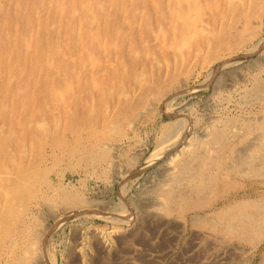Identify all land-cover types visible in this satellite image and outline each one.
<instances>
[{
  "label": "rangeland",
  "instance_id": "rangeland-1",
  "mask_svg": "<svg viewBox=\"0 0 264 264\" xmlns=\"http://www.w3.org/2000/svg\"><path fill=\"white\" fill-rule=\"evenodd\" d=\"M260 129L264 0H0V264H264Z\"/></svg>",
  "mask_w": 264,
  "mask_h": 264
},
{
  "label": "bare ground",
  "instance_id": "bare-ground-1",
  "mask_svg": "<svg viewBox=\"0 0 264 264\" xmlns=\"http://www.w3.org/2000/svg\"><path fill=\"white\" fill-rule=\"evenodd\" d=\"M121 23V22H120ZM130 36V35H129ZM138 39V38H137ZM150 43V42H149ZM257 46V45H256ZM130 53V52H129ZM166 59V58H165ZM184 59V58H183ZM229 64V63H228ZM226 65V64H225ZM180 72V71H179ZM256 75V74H255ZM148 76V75H147ZM125 77V76H124ZM236 77V76H235ZM227 79V78H226ZM231 80V79H230ZM221 81V80H220ZM227 81V80H226ZM230 82V81H229ZM215 85V84H214ZM133 86V85H132ZM223 86V85H222ZM78 87V86H77ZM141 89V88H139ZM216 89V88H215ZM62 99V98H61ZM139 99V98H138ZM252 100V99H251ZM117 102V101H116ZM122 105V104H121ZM136 105V104H135ZM123 107V106H122ZM169 108V107H168ZM185 108V107H183ZM92 109V108H91ZM171 111V110H170ZM80 112V111H79ZM163 112V111H162ZM105 113V112H104ZM36 114V113H35ZM67 116V115H66ZM106 116V115H105ZM213 120V119H212ZM211 120V121H212ZM181 122V121H180ZM168 122H165L164 124H166ZM262 123V122H261ZM183 125V123H180ZM177 125V121L176 123L175 122H169V124H166V128L168 127H171L172 130V133L171 135L173 134H176L177 136H174V137H178L179 139V136H182L183 134V131H182V126H176ZM164 128V127H163ZM263 129V128H262ZM260 129V133L258 132V135L257 137H255V142H254V146L257 147V150L256 152L254 153H250V150L252 149V147L254 146H247L246 148H244L243 150H240V151H237L234 156H233V160L234 162L236 163V165L239 167V173L241 175H244L245 173H248L250 171H253L254 173L256 174H262L264 172V156L262 153H264V132L263 130ZM166 130V129H165ZM167 131H170V130H167ZM41 133V132H40ZM191 134V133H190ZM212 136L214 134H211ZM163 136V135H162ZM173 136H171L170 138H172ZM202 136V135H201ZM222 137H227V136H224V135H219L217 134L216 137L214 138L215 140V143H220L222 140H220V138ZM165 138V137H164ZM163 138V139H164ZM191 140V139H190ZM31 141V140H30ZM169 141V140H168ZM15 142V141H14ZM167 142V141H166ZM173 142V141H171ZM170 142V143H171ZM175 143V141L173 142V144ZM172 144V143H171ZM180 145V144H179ZM166 146V145H165ZM167 148V147H166ZM194 148V147H193ZM211 151V150H210ZM113 155V154H112ZM102 156V155H101ZM173 156H177V154L173 155ZM180 157V156H179ZM95 159V158H94ZM104 159V158H103ZM177 159V158H175ZM232 159V158H231ZM174 160V159H173ZM204 161V160H203ZM257 161V165L256 166H253V163ZM172 162V161H171ZM184 162V161H183ZM182 163V162H181ZM204 163L206 164V166H208L209 164H216L215 160H208V161H204ZM177 165V164H176ZM232 166V165H231ZM229 166V167H231ZM190 167V166H189ZM205 167L203 166H200V172L198 171V174H201L202 177L204 178V173L203 172H206V169H204ZM176 168V167H175ZM233 168V167H232ZM178 170V169H177ZM210 170H214L213 167L210 169ZM175 171V170H174ZM188 171L189 172V169L187 167V165H185L184 167H182V169L180 170V172H186ZM203 173V174H202ZM180 175L176 176V175H172L170 177V184H174L175 182H177L180 178L179 177ZM211 177V179L213 178L212 176H209L208 177V180L209 178ZM244 177V176H243ZM193 178V177H192ZM195 178V177H194ZM166 179V178H165ZM168 179V178H167ZM202 179V178H201ZM201 183H205L204 181L201 182ZM174 186V185H173ZM171 189V188H170ZM169 188L167 190L164 191V193H161L163 194V196L165 197H168L169 196ZM154 194V193H152ZM160 194V196H161ZM144 195V194H143ZM157 195V194H156ZM159 199V198H158ZM163 199V197H162ZM148 200V199H147ZM143 203V202H142ZM160 203V202H159ZM94 205V204H93ZM236 210L234 211H231L229 210V215L227 216L228 218L226 219V226H225V229L227 231L228 234H231L233 235L234 232L238 231V228L242 231H246L248 229V227L254 223L255 221H258V216L260 217L261 214H264V201L262 200H257V199H249V200H244V201H241V202H238L236 204ZM255 209L254 212H250L248 209ZM34 214V213H33ZM200 235V233H199ZM213 236V235H212ZM213 241V240H212ZM213 243V242H212ZM215 243V242H214ZM216 245V244H215ZM192 246V245H191ZM214 246V245H213ZM219 246V244H218ZM203 247V246H202ZM215 247V246H214ZM230 247V246H229ZM211 249V248H210ZM219 250V249H218ZM217 252V251H216ZM214 253L210 256H206L204 257L207 261V262H210L211 264H215V263H219L221 262L222 260L225 259V254L224 253H221V252H217V253ZM249 252V251H248ZM209 253V251H208ZM245 253V252H244ZM203 254V253H202ZM131 255V254H130ZM156 257V256H155ZM228 257V256H226ZM233 257V256H232ZM211 259V260H210ZM231 260V259H230ZM226 261V260H225ZM145 263V262H144ZM199 263V262H198ZM226 262H224L225 264ZM228 264V263H226Z\"/></svg>",
  "mask_w": 264,
  "mask_h": 264
}]
</instances>
